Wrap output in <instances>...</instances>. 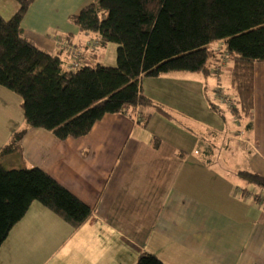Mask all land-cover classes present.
I'll use <instances>...</instances> for the list:
<instances>
[{"label": "crops", "instance_id": "1", "mask_svg": "<svg viewBox=\"0 0 264 264\" xmlns=\"http://www.w3.org/2000/svg\"><path fill=\"white\" fill-rule=\"evenodd\" d=\"M91 1L33 0L22 18L23 35L59 54L68 69L114 65L113 46L99 47L97 34L68 19ZM17 8L16 0H0L6 19ZM109 48L110 63L100 61ZM225 58L211 65V73L229 64ZM202 74L171 71L142 78L151 105L137 106L133 117L105 113L79 137L59 139L47 129L28 127L0 163L7 169L41 168L91 213L72 229L33 202L1 243L0 264H134L142 251L164 264H264V187L256 188L248 203L247 179L240 174L249 169L264 176V125L257 113L264 64L254 66L252 124L237 133L227 123L226 130L217 125L214 102L202 89L208 74ZM190 88L206 107H192L196 96ZM214 88V99L232 109L221 99L231 101L228 95ZM0 97L1 150L24 127V117L17 93L0 85ZM139 109L149 115L144 122ZM226 139L248 148L236 151ZM237 152L245 158L243 167ZM0 192H5L1 184Z\"/></svg>", "mask_w": 264, "mask_h": 264}, {"label": "trees", "instance_id": "2", "mask_svg": "<svg viewBox=\"0 0 264 264\" xmlns=\"http://www.w3.org/2000/svg\"><path fill=\"white\" fill-rule=\"evenodd\" d=\"M9 18L0 14V85L17 93L24 127L0 150H10L28 127L44 128L57 138L88 133L105 113H125L151 105L141 89L145 76L171 71L210 74L229 60L235 116L253 120L254 66L264 63V0H92L69 15L82 31L97 34L98 46L116 44V64H82L68 69L63 58L23 35L22 18L33 0H16ZM223 41V51L211 45ZM212 65V67H211ZM166 116L170 113L156 105ZM144 122L148 114L140 111ZM144 114V115H143ZM240 174L264 187V176ZM0 245L33 202H39L72 229L91 208L37 166L7 169L0 163ZM134 264H164L142 251Z\"/></svg>", "mask_w": 264, "mask_h": 264}, {"label": "rangeland", "instance_id": "3", "mask_svg": "<svg viewBox=\"0 0 264 264\" xmlns=\"http://www.w3.org/2000/svg\"><path fill=\"white\" fill-rule=\"evenodd\" d=\"M108 44H109V46H113V50H114V52H116V44L114 42H110ZM223 45H224L223 41L219 40V41L214 42L211 46L214 47L215 49L223 51V47H224ZM222 54L224 55L223 52H222ZM110 55H111V49L109 48L107 54L100 61H103L105 63H110V59L112 57ZM225 60H226V62H229L228 58H225ZM262 64H264V63H262ZM71 65H72V63L69 62V66H71ZM104 65H109V64H104ZM187 72H188V74H196V75L201 76V77L203 76V74L201 72H189V71H187ZM146 78L152 79L154 77L153 76H145V77H143V81ZM192 82H194V81H192ZM224 84L227 85L226 87H228V88H225ZM165 85H168V83L165 82L164 86ZM260 85H261V88L258 89V99L257 100H258V106L259 107H258L257 113H258L259 119L261 120L262 124L264 125V109L262 111V108H264L263 107L264 106V79L262 80ZM162 87H163L162 85L161 86L159 84L157 85V89L160 92L167 95V90L165 88L162 89ZM197 87H200V86L197 85ZM213 87H215L214 89H216V88L218 89V87H220L223 90L224 94H226V95H230L231 93H233V89H231L230 84H229V64L221 66L218 69V71L215 72L214 74L210 73V74L206 75V82H204L202 89L204 90V94L208 98L209 103L214 102L216 109H218V110L215 109V111H214V113L218 116V118L216 117L217 123H218L217 125L221 129L226 130L227 129L226 123H227L230 126L229 130L236 131V133L239 130V132H240L242 130V128L245 127L244 125L249 121V119L247 117L240 116L237 120L233 114L232 109H230L226 105L220 103L218 99H214L213 92H212ZM190 89H194V88H190ZM8 90H10V89H8ZM171 92L175 97H178V95L175 94L173 89L171 90ZM193 93L195 94L196 99H195L192 107L196 111H198L202 105H203V107H206V105H204V102H203L204 100L202 99V96L200 95V93H198L196 90ZM180 98H182V97H180ZM3 100L4 99L0 97V102H3ZM22 114H23V112H22ZM222 116H224V118H222ZM184 122H185V120H184ZM193 126H195V125H193ZM226 143L229 145H232V148L236 151L237 150H240V151L243 150L244 151V150H246V148H248V146L246 144L242 148H237L235 145V141L230 140V139H226ZM239 154L240 153L237 152L238 157H239ZM237 160L240 162L241 167H243L245 165V158L244 157L240 156L239 158H237ZM246 185H247L246 196H247V202L249 203L250 201H254V199L252 198L253 192L256 191V188L258 191L259 186L254 184V183L247 182V181H246ZM249 192L252 194L249 195L248 194ZM257 205H259V204H257ZM249 211H250V209H248V213H249Z\"/></svg>", "mask_w": 264, "mask_h": 264}, {"label": "built area", "instance_id": "4", "mask_svg": "<svg viewBox=\"0 0 264 264\" xmlns=\"http://www.w3.org/2000/svg\"><path fill=\"white\" fill-rule=\"evenodd\" d=\"M221 99L222 101L226 102L229 106H232V102L228 98L222 97Z\"/></svg>", "mask_w": 264, "mask_h": 264}]
</instances>
